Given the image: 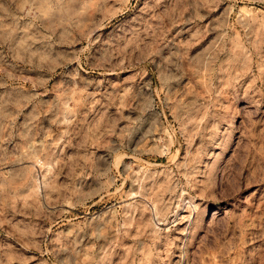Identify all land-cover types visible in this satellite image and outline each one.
Instances as JSON below:
<instances>
[{
  "label": "rangeland",
  "instance_id": "obj_1",
  "mask_svg": "<svg viewBox=\"0 0 264 264\" xmlns=\"http://www.w3.org/2000/svg\"><path fill=\"white\" fill-rule=\"evenodd\" d=\"M0 264H264V0H0Z\"/></svg>",
  "mask_w": 264,
  "mask_h": 264
}]
</instances>
